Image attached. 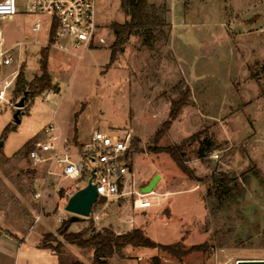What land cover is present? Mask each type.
<instances>
[{
	"label": "rangeland",
	"instance_id": "obj_1",
	"mask_svg": "<svg viewBox=\"0 0 264 264\" xmlns=\"http://www.w3.org/2000/svg\"><path fill=\"white\" fill-rule=\"evenodd\" d=\"M122 1L97 0L96 40L82 59L46 45V31L31 29L34 15L2 22L6 42L23 44L0 80L20 67L32 83L49 47L48 71L58 93L28 94L19 123L15 104L24 93L16 91L18 76L0 101V264H60L53 250L39 247L48 233L66 243L69 255L92 264L91 251L63 239L59 231L66 220L69 232L85 231L87 237L104 228L116 234L139 228L162 244L206 246L185 256L127 246L110 264L264 259V0H149L164 6V32L130 36L107 66L115 39L111 24L129 18ZM187 87L189 104L159 133ZM52 121L81 144L95 131L130 132L134 177L128 193L98 203L90 217L75 221L65 208L69 196L57 188L75 190L83 180H50L37 199L32 182L40 173L28 152ZM208 143L215 150L199 157ZM175 145H182L192 177L164 151ZM213 174L232 182H216ZM152 182L153 191L145 193Z\"/></svg>",
	"mask_w": 264,
	"mask_h": 264
},
{
	"label": "built area",
	"instance_id": "obj_2",
	"mask_svg": "<svg viewBox=\"0 0 264 264\" xmlns=\"http://www.w3.org/2000/svg\"><path fill=\"white\" fill-rule=\"evenodd\" d=\"M18 14L36 16L32 31H46V45L77 59H82L94 47L99 24L97 0H0V72L15 62L13 51L23 44L18 41L9 45L2 29L5 19ZM19 69L0 80V101L6 100ZM56 93L58 91L53 92ZM132 156L130 132L95 131L86 143L81 144L66 137L62 127L52 121L45 126L43 138L37 140L28 152L31 167L40 173L32 182L34 195L42 199L50 180L80 179L85 182L84 186L75 183L76 189L72 190L59 185L57 190L65 189L70 197L91 181L98 192L94 206L101 200L123 197L134 177Z\"/></svg>",
	"mask_w": 264,
	"mask_h": 264
},
{
	"label": "trees",
	"instance_id": "obj_3",
	"mask_svg": "<svg viewBox=\"0 0 264 264\" xmlns=\"http://www.w3.org/2000/svg\"><path fill=\"white\" fill-rule=\"evenodd\" d=\"M122 8L129 18L123 23L113 22L111 24V29L115 39L111 45L110 62L107 66H111L116 61L118 53L123 51L124 42L130 36L155 29H159L161 32H164V28L167 25L165 15L160 13V11L164 10V6L151 3L149 0H123ZM51 41H53L52 38ZM48 48L49 47H46L42 50L41 75L36 77L32 83L27 84L24 71H20L16 83L17 92L24 93L28 88V94L33 93L34 96H36L46 90L58 91L56 85L52 83V79L48 71ZM27 85L29 86L27 87ZM190 94L191 91L189 87H187L185 91H182L181 97L172 102L170 118L164 124V128L162 129L163 131H160L159 133L167 130L170 127L172 120H175L178 117L181 109L189 104ZM133 145L138 148V141H135ZM214 150L215 148L213 145L208 143L207 147H202L200 149L199 157H206L208 153H211ZM164 151L171 156L174 162L184 173L190 177L193 176V173L185 165L186 161L184 160L182 145L166 147ZM212 178L216 182H232V179L227 176L220 177L213 174ZM61 193L64 195L65 192L62 190ZM104 201L105 200H101L100 202L102 203ZM69 224L70 220H66L60 228L59 232L61 233L63 239L68 244L75 245L83 251H91L92 264H110V259L116 255H121L123 249L127 246L157 248L178 256H185L190 252L198 251L206 247L205 245H194L185 250L181 248L180 243L175 245L162 244L146 236L143 230L139 228L133 229L124 234H116L113 230L104 228L102 231L94 233L93 236L87 237L85 231L69 232ZM39 247L53 250L54 253L57 254L60 264H84L80 259L69 255L66 251V243L63 240L58 239L54 234H45L40 241ZM155 260L158 261V258L155 257ZM155 264H158V262Z\"/></svg>",
	"mask_w": 264,
	"mask_h": 264
},
{
	"label": "water",
	"instance_id": "obj_4",
	"mask_svg": "<svg viewBox=\"0 0 264 264\" xmlns=\"http://www.w3.org/2000/svg\"><path fill=\"white\" fill-rule=\"evenodd\" d=\"M28 97V92L25 91L21 99L15 104L16 112L14 120L16 123L20 122L19 114L25 107V101ZM94 172H92V175ZM155 182H152L147 188L144 189L145 193L153 191ZM98 192L96 185L89 183L71 195L66 203V210L73 214L72 221L78 220L81 217H90L94 204L97 202ZM237 264H264V259H240Z\"/></svg>",
	"mask_w": 264,
	"mask_h": 264
}]
</instances>
